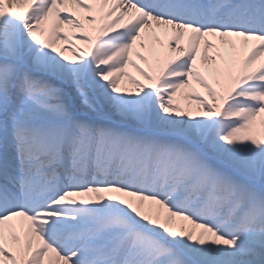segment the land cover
Masks as SVG:
<instances>
[{
  "label": "snow or ice",
  "instance_id": "obj_1",
  "mask_svg": "<svg viewBox=\"0 0 264 264\" xmlns=\"http://www.w3.org/2000/svg\"><path fill=\"white\" fill-rule=\"evenodd\" d=\"M0 264H264V0H0Z\"/></svg>",
  "mask_w": 264,
  "mask_h": 264
},
{
  "label": "bare ground",
  "instance_id": "obj_2",
  "mask_svg": "<svg viewBox=\"0 0 264 264\" xmlns=\"http://www.w3.org/2000/svg\"><path fill=\"white\" fill-rule=\"evenodd\" d=\"M133 75H135V73H133Z\"/></svg>",
  "mask_w": 264,
  "mask_h": 264
}]
</instances>
